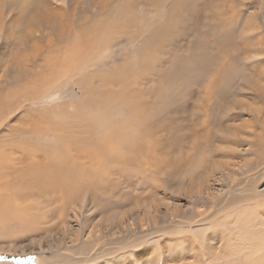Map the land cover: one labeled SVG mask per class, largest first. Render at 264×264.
I'll use <instances>...</instances> for the list:
<instances>
[{
    "label": "rangeland",
    "instance_id": "1",
    "mask_svg": "<svg viewBox=\"0 0 264 264\" xmlns=\"http://www.w3.org/2000/svg\"><path fill=\"white\" fill-rule=\"evenodd\" d=\"M140 1L38 0V8L24 15L22 10L34 0H0L1 201L12 203L19 217L35 214L40 207L56 215L57 207L46 202L35 207L41 200L34 193L39 192L26 190L7 163L23 170L32 163L60 161L63 154H49L47 147H64L61 135L92 131L100 116L114 113L112 97L134 102L133 112L119 110L116 123L124 115L131 136L140 138L150 129V139L157 142L148 166L136 170L139 177L132 165L111 164L128 171L113 178L114 187L110 184L105 196L95 192L100 204H88L86 196L63 214V221L54 217L52 224L37 230L17 220L1 224L0 264H64L67 257L86 261L97 253L103 264H232L238 258L245 264H264V0H196L192 19H198L197 27L180 31L171 39L174 45L150 37L165 21L176 23L165 14L168 4L153 0L156 8L149 10L140 8ZM57 14H63V23L58 24ZM185 18L178 27L191 24L187 14ZM43 19L54 20L55 32L67 23L71 36L49 32ZM228 32L230 45L225 48L235 58L231 61H237H230L231 73L211 80L212 69L194 66L192 58L204 48L211 58L214 39ZM77 39L85 47L72 65L77 59L84 68H74L67 80L50 78L33 91L30 81L46 76L55 62L50 52L60 57ZM246 41L253 45L252 52L256 44L259 55L239 56ZM181 58L190 71L179 80L165 81L173 76V62ZM142 66L145 73H140ZM116 74L123 75V84L113 82L120 81ZM46 86H52L55 95L45 96ZM209 91L215 105L206 109ZM200 158L204 172L198 166L190 170ZM252 194V202L234 205Z\"/></svg>",
    "mask_w": 264,
    "mask_h": 264
},
{
    "label": "bare ground",
    "instance_id": "2",
    "mask_svg": "<svg viewBox=\"0 0 264 264\" xmlns=\"http://www.w3.org/2000/svg\"><path fill=\"white\" fill-rule=\"evenodd\" d=\"M142 1L144 3L141 2V1L137 2L139 7L143 8L144 6H149L150 7L149 10H152L158 4H161L164 7H165L166 4H168L169 10L166 11L165 14H167L170 17V19L171 18H176L177 19V21L175 23L176 25L173 24V23L170 24L169 21H171V20L168 21L169 24L167 23V21H165V25L163 23V25L161 27H158L157 29H155L151 33L150 37L155 42L158 40V43H160L162 41L161 43H163L164 45L169 44L172 41L171 39L177 38L180 35L179 34L180 31L186 32L187 28H189V31L193 30L194 29V25H196L194 23L196 22V20H198L197 18H195L196 20L192 19L194 17V15H195V13H194L195 10H197L196 6H195V4H197V3H195L196 0H154L155 4H156L155 6H154V3L152 2L153 0H142ZM135 2H136V0H135ZM38 6H39L38 0H34V4L33 5L30 4L29 6H27V8L25 10H22V13L25 15V14H27V11H30V10L36 8V7L38 8ZM50 10H49V12H50ZM163 10H165V9H163ZM212 10H213V8H212ZM52 13H54V12H52ZM71 14H73V13H71ZM162 14H164V13H162ZM186 14L189 17V21H192V22H190L191 24L190 25L187 24L185 26H182L183 24L181 23L182 24L181 27H180V25L178 27L177 24H178L179 20L180 19H183V20L186 19L185 18ZM57 15L59 17L58 24L63 23L64 22L63 21V14H62V17L59 14H57ZM71 16H73V15H71ZM158 17H160V15ZM214 17H215V15H214ZM50 18H52V17L50 16ZM43 20H44L45 27H46V29L49 30V32H51V31L52 32L54 31V33H58L59 32V31L55 32L54 28L53 29L51 28L52 26H55L54 20L53 21L46 20V19H43ZM174 21H175V19H174ZM132 22L135 23V21H133V20H132ZM129 24H131V23L129 22ZM58 26H62V25H58ZM196 27H197V25H196ZM143 29H146V27H143ZM210 29H212V28L210 27ZM195 31H196V29H195ZM49 32H48V34H50ZM71 32H72L71 31V27L67 23H65L64 24V29H62V27H60V32L58 34H55V35H60L61 37H64L66 35V33H67L68 36H71ZM213 33L215 34V32H213ZM228 33H230V32H228ZM229 36H231V33L228 36H224L223 39H221V40L220 39H217V40L214 39L215 45H213V49L211 50V51H213V54H212L211 58L208 57L211 53L207 56V51H206L205 48H204V52H202L199 55L194 56L192 58L194 66H204L205 65L207 68L210 67L209 69H212L213 73L210 72L211 74L209 76L211 78V80L218 81V80H216V78L218 79L223 74L231 73L230 71L232 70L231 69L232 68V66H231L232 63L231 64H229V63H230L231 59H235V58L230 57V55H229L230 51L227 52L226 51L227 48H225V46L227 44L230 45ZM82 39H84V38H82ZM50 41H52V40L50 39ZM66 41H67L66 39H61L60 40V42L63 45L67 43ZM86 41L88 42V40H86ZM83 42L80 39H77L75 41V43L69 42L70 50L65 49L68 52H66V51L62 52L61 53L62 55L60 57L57 56V54H56L58 52H55V51L54 52H50V54L55 53L52 56V59L54 58L55 62L53 63V65L51 64V67L45 72L44 75H46V76H44V77L38 76V78L34 79V80L29 79V80H31L30 82L34 85L32 90L33 91L37 90L39 87H41L42 84L48 82V80L50 78H52L55 82H59L58 80H61V79L67 80L69 78V75H72V71H73L74 68H76V70L78 68H84V66L82 64H80L79 62L77 63V59L74 61L73 65H72V59H74V57L76 55L79 56L80 53L83 52L82 48L85 47V46H83ZM246 42H247L246 44H248V45H245V46L242 45V48L237 51L239 56H241V55L243 56L245 54H253L254 56L255 55H259V49L256 48V44L254 45L255 49L252 52L253 45H250L248 41H246ZM171 43H173V45L175 44V42H171ZM256 43L259 44L258 41ZM50 44H52V42ZM160 45L162 46V44H160ZM50 50L52 51V48H50ZM248 50L250 52H248ZM262 51L260 53H262ZM242 56H241V58H242ZM228 58H230V60ZM49 60H50V58H49ZM184 60H182V58H181V59L177 60L176 62L175 61L173 62V71H174L173 76H167L165 78V81H170L172 78L177 79V78H179V76H181L183 74H187L186 73L187 70H188V72L190 71L189 69L185 70V65H186L185 63H187V62H184ZM52 61H51V63H52ZM232 61H234V64H235V61H237V60H232ZM259 67H261V66H259ZM144 71H145V69L142 66V69H141L140 73H142ZM73 72H75V71H73ZM40 74L41 73H39L38 75H40ZM73 75H74V73H73ZM116 75L119 77L120 81L118 79L114 78L113 82L116 80V81L122 83V80L124 79L123 75L122 74H120V75L116 74ZM184 76H186V75H184ZM258 79L260 80L259 77H258ZM177 80H179V79H177ZM256 81H257V79H256ZM258 82H261V81H258ZM165 83H168V82H165ZM171 83H172V81H171ZM214 85L217 87V84L214 83ZM262 91H264V89ZM262 91H260V92L262 94H264ZM55 93H57V92H55ZM50 95L51 96L55 95L53 93L52 86H50V88H48V86H46L45 96L48 97ZM208 96H209V98H207V100L204 99L205 100V105L204 106L206 107V109H207V106H209V105L211 106V103L215 105V103L211 100L212 96H211V92L210 91L208 93ZM116 99H117V101H116ZM111 100L113 101V103L115 105V107L112 108L114 113H111V111L110 112L107 111V113L108 112L111 113L109 116H107L106 114H104V115H102L100 117L98 116L99 119H97V121L93 122L94 124H95V122H97V124H96L97 126L95 125L96 127H93L92 131H90V129H92V128H90V129L87 128L88 130H86L85 127H84V129L86 131L82 132L80 127H78V128L76 127L78 130L79 129L81 130V133L79 131L78 134H77V132H76V134H75V132H73L74 134L72 133L71 135H66V134L65 135H61L62 136L61 139H62V141H64V143L62 142L65 145L64 147L60 148L57 145L54 146V147H52V146L51 147H47L45 152H48L49 154L52 153L53 155H55L56 151L58 153H60V154H63L64 158H62L60 160L61 162L59 160H55L54 159L55 161L53 160V161L48 162L47 164H44V165H39L38 163H32L29 166H27L26 168L24 167L25 169H23V170L22 169H17L15 167H13L12 164L7 163V169L11 170L10 173H15L14 175H16V176H14V177L17 180L21 181L20 178H22V182L21 183L23 184V187L26 188V190L29 191L31 189V190L39 192V193H34V196H37L39 194V197H40L39 200H41L39 203H37L38 201L36 202L37 205L35 207L39 208L38 205H40V204L42 205L43 203L46 202V203H48L49 207L50 206L57 207L54 210H58L59 212H57L56 215H55V213H52L50 211L47 212L46 210L44 211L40 207L35 214H30L29 215L27 213L28 215L26 217H23V215L19 217L16 214L17 209H14L11 206L12 203L10 205L8 200L7 201L6 200L5 201H1L0 200V225L1 224H5V223H7L9 221L17 220L18 222H20V224H26L24 222H27L28 225H29V228L33 227V229L37 230V227L38 226L40 227V225L49 224V223L52 224V221H53L54 217H56L60 221H63L64 220V218L62 217L63 214L65 212H67L68 209H72L73 206L76 207L77 204L83 202V200L86 199V196L90 200V201H88L89 202L88 204H90L92 206L100 204L95 199V192H101V195L105 196V192H103V191H105V190L108 191V187L110 186V184H113V183H111V181H113L118 176H124L125 174H127L128 170L125 168V167H127L126 165H132V167H134V169H135L134 172L136 170H139V165L145 164V167L148 166V164L150 163V156L152 155V153L155 152L154 148L157 146V142H155V141L150 139V136H149V134L151 133L150 129H146V132L143 133V135L140 138L139 137H133V135L135 136V134H133L131 136L130 135V131H131L130 129H132L131 128V123L128 122V121L126 122V117H124V115L121 116V120L116 123V121L118 120V117H116V116H119L117 114L119 112V110H120L119 113H121L123 111L125 113L133 112V110H134L133 103L134 102L132 103V101H127L125 99L119 100L117 97H112ZM97 105L98 104H96V106ZM106 106L107 105H105V107ZM97 107L99 108V106H97ZM142 107H146L145 106V101L142 104ZM135 109H136V107H135ZM206 109H205L204 113H206V115H207ZM102 111H104V110L102 109ZM95 112H96V110H95ZM86 117L88 119V116H86ZM86 117H85V120H87ZM83 118H84V116H83ZM79 119H82V117H80V118L77 117V121H79ZM89 119H92V118L89 116ZM73 120H71V121L73 122ZM83 120H81V121H83ZM83 122L85 123V121H83ZM84 126H86V125H84ZM164 126H166V125H164ZM59 127H60V125H59ZM67 130L70 131V129H67ZM87 131H89V132H87ZM163 133H165V131ZM142 137H143V139H141ZM46 146H47V144H46ZM46 146H45V148H46ZM42 155H46V154H42ZM46 162H47V159H46ZM200 162L202 163V158L196 159L192 164L189 163L190 164V170H193L194 168H196L198 166V169L203 171L204 169L200 168L201 167L200 166L201 165ZM187 163L188 162H186L184 164L181 163V164L184 167V165L185 164L187 165ZM111 164L112 165H119L120 164V165H124L125 167L124 166L123 167L118 166L119 168L117 169V168H114V166H112ZM170 165H169V167H170ZM173 167H175L173 169L177 172L178 171L177 167H179V166L178 165L175 166V164H174ZM2 168H3V164H2ZM218 168L219 167L217 166L216 169H218ZM4 169H6V167H4ZM188 170H189V168H188ZM211 170H213V169H211ZM148 172L145 171V173H148ZM192 172H194V171H192ZM213 172H214V170H213ZM10 173H8V174H10ZM134 174L138 176L139 173L137 172V174L136 173H134ZM205 174H207V173L205 172ZM208 175H210V174H208ZM192 176L193 175H191V177ZM135 178H137V177H135ZM126 181L128 183L127 179H126ZM147 181H146V183H147ZM28 184H30V185H28ZM106 185H107V189H106ZM146 185L147 184H145V186ZM195 185H196V183H195ZM102 186H104L105 188L103 189ZM112 186L114 187V184ZM197 187H198V184H197ZM192 188H195L194 184H193ZM3 192H2V194H3ZM8 192H11L12 194L13 193L14 194H18L19 191H13L12 189H9ZM8 192L5 191L6 194ZM29 192H25V193L29 194ZM30 194H33V193L31 192ZM30 196H29V198H30ZM146 196H148V195H146ZM31 197H33V196H31ZM145 199H146V197H145ZM254 199H255L254 195L253 196H249V198L248 197H246V198H241L240 197V198H238V201H237L238 203H235L234 205H240V203H243V202H245V203L246 202L247 203L248 202H252V200H254ZM256 199H258V198H256ZM236 200L237 199H234L232 201L235 202ZM13 205H15V204H13ZM21 205H22V203H21ZM73 210H75V209L73 208ZM73 216H75V215H73ZM28 225H26V226L28 227ZM23 227L24 226H22L21 228H23ZM41 227H43V226H41ZM31 228H30V230H31ZM0 230H1V228H0ZM27 230H28V228H27ZM97 254H93L92 256L89 255L87 257L86 261L85 260L76 259V258L74 259L73 257H72L73 259L67 257L66 260H64L63 262H65L64 264H83V263H87V264H103L102 262L99 263V260L101 259V257H98ZM232 264H245V263L243 262V258H238Z\"/></svg>",
    "mask_w": 264,
    "mask_h": 264
}]
</instances>
